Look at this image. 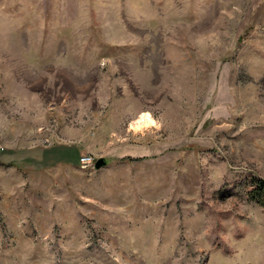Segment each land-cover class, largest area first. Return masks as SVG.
Here are the masks:
<instances>
[{"label":"rangeland","instance_id":"1","mask_svg":"<svg viewBox=\"0 0 264 264\" xmlns=\"http://www.w3.org/2000/svg\"><path fill=\"white\" fill-rule=\"evenodd\" d=\"M255 177L264 0H0V264H264Z\"/></svg>","mask_w":264,"mask_h":264},{"label":"crops","instance_id":"2","mask_svg":"<svg viewBox=\"0 0 264 264\" xmlns=\"http://www.w3.org/2000/svg\"><path fill=\"white\" fill-rule=\"evenodd\" d=\"M23 155V163L25 164H40L43 165H50L54 157L61 158L63 156V153L60 149L49 147V146H40L37 148H30L24 152L21 153Z\"/></svg>","mask_w":264,"mask_h":264},{"label":"trees","instance_id":"3","mask_svg":"<svg viewBox=\"0 0 264 264\" xmlns=\"http://www.w3.org/2000/svg\"><path fill=\"white\" fill-rule=\"evenodd\" d=\"M248 195L251 200L264 207V178H253Z\"/></svg>","mask_w":264,"mask_h":264},{"label":"bare ground","instance_id":"4","mask_svg":"<svg viewBox=\"0 0 264 264\" xmlns=\"http://www.w3.org/2000/svg\"><path fill=\"white\" fill-rule=\"evenodd\" d=\"M143 123H154V119L149 113H144L140 120H138V124H143Z\"/></svg>","mask_w":264,"mask_h":264},{"label":"built area","instance_id":"5","mask_svg":"<svg viewBox=\"0 0 264 264\" xmlns=\"http://www.w3.org/2000/svg\"><path fill=\"white\" fill-rule=\"evenodd\" d=\"M82 160V163L87 165V164H90L92 161H93V157L92 156H83L81 158Z\"/></svg>","mask_w":264,"mask_h":264},{"label":"water","instance_id":"6","mask_svg":"<svg viewBox=\"0 0 264 264\" xmlns=\"http://www.w3.org/2000/svg\"><path fill=\"white\" fill-rule=\"evenodd\" d=\"M107 164V160L105 158H99L96 162V167L100 168Z\"/></svg>","mask_w":264,"mask_h":264}]
</instances>
